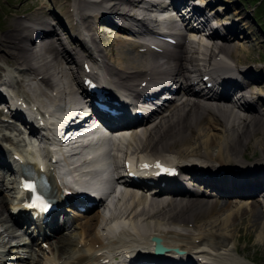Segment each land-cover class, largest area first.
Wrapping results in <instances>:
<instances>
[{
    "label": "bare ground",
    "instance_id": "obj_1",
    "mask_svg": "<svg viewBox=\"0 0 264 264\" xmlns=\"http://www.w3.org/2000/svg\"><path fill=\"white\" fill-rule=\"evenodd\" d=\"M52 1L56 11L45 12L39 2L26 16L10 15L8 29L0 32V72L11 67L25 75L16 82L12 115L30 135L40 132L45 126L23 116L17 100L36 105L41 115L53 116L54 107L62 111L78 104L77 89L85 91L83 83L89 78L119 113L113 122L125 123L121 131L133 133L134 138L125 147H116L119 155H112L114 169L121 167L131 174L117 173L125 189L112 208L105 199L113 191L93 176L96 182L90 177L88 183L101 195L93 200L78 192L82 180L75 178L79 187L68 182L62 186L61 178L48 176L57 210L45 223L43 217L29 221L16 197L0 199V214L9 207L20 209L10 219L19 220V226H26L31 234L45 231L67 212L83 218L76 224L77 236L65 242L63 236L56 237L51 256L39 264H119V260L122 264H258L256 259L262 264L264 155L257 156L256 150L264 152V76L263 67L252 66L257 38L252 45L247 34L238 39L244 33L243 20L226 15V7L207 11L212 0H172L186 29L201 35L195 39L182 32L164 34L176 40L170 44L152 29L151 22L168 23L146 16L149 2ZM118 17L135 21L138 30L120 24ZM111 28L114 48L109 53L95 39ZM0 83L5 85V80L0 78ZM177 87L176 100L168 101L165 93ZM120 94L129 95V100L122 101ZM4 154L0 148L2 178V171L10 173L13 167L7 161L10 154ZM145 164L149 167H142ZM157 164L176 173L159 175ZM136 175L140 181L132 179ZM13 189L21 191L20 186ZM39 235L47 237L45 232ZM156 241L168 249L154 253ZM25 242L16 247H27Z\"/></svg>",
    "mask_w": 264,
    "mask_h": 264
},
{
    "label": "rangeland",
    "instance_id": "obj_2",
    "mask_svg": "<svg viewBox=\"0 0 264 264\" xmlns=\"http://www.w3.org/2000/svg\"><path fill=\"white\" fill-rule=\"evenodd\" d=\"M260 1L261 0H212V3L207 6V11L212 9L214 13L217 7L222 6V8H227L225 12L226 15L228 13L229 16L236 21H239L240 19L243 20L244 24L242 27L244 33H239L240 36L238 39H242V36L247 34L249 43L252 45L253 41L257 38L256 42L258 44H256V47L253 44L255 50L251 54L252 58L255 60L253 61L254 64H252V66L258 65L263 67L264 76V0ZM39 2L44 5L43 10L45 12H52L58 9L57 5H55L52 0H0V32H4L8 29V17L10 15L26 16L38 6ZM198 2H201V0H198ZM222 8H220V10ZM234 11L237 13H234ZM100 29L101 27L97 25L96 30L101 32ZM110 35L112 34L103 32V37L98 35L99 39H95V44L101 47L103 51L109 53L112 48H114L113 44L110 43L112 41V39L109 38ZM238 39L233 38V42L236 43ZM39 42L40 41L37 40L33 46L37 47ZM0 75H2L1 78L6 79L7 77V79L14 82L13 86L4 85L2 87L1 85L0 94H2L3 97L5 96V98H8L12 94L18 93L16 82L17 80L24 78L25 75L17 72L11 67L0 72ZM33 84L37 86L38 83ZM3 103H5L3 99H0V108H4L1 110L2 112L0 114V148L3 149L5 154L8 152L9 148H12L14 145H17L20 148H24L25 146L32 148V146H28L30 136L26 133L25 125L21 124L15 117L13 118L10 115L11 110H6L5 105H1ZM261 108L264 110V105H262ZM12 127H14V129ZM4 135L8 136L10 141L6 140L3 137ZM262 154L264 155V152L258 148L256 150V155L260 156ZM2 172L5 177L2 178V176H0V189H2L0 191V199L2 197L10 199L14 194L13 175L4 170ZM96 207L97 206L90 208L84 213V215L92 213ZM12 209V207L7 208V210L4 209L2 214H0V255H9L10 257L7 260L9 264H39L43 258L51 256V250L57 243L56 237L63 236L61 241L65 242L67 239L77 236L78 228L76 227V224L83 221V218L76 217L72 212L67 217L61 218L58 225L53 227L50 231L48 230L46 238L38 240L32 244L25 243L23 246L27 247H16L17 243H20L21 245L24 241L28 242L29 237L27 234H29V229L24 227L19 228L13 224L10 219V210ZM66 218L68 222H66ZM43 244H46V246ZM12 247H16L17 251H11ZM250 253L252 254L253 252ZM12 256L16 257L11 258ZM238 258L240 261L247 263V260L243 257L239 256ZM256 261L258 264L261 263L258 259H256ZM261 261L262 264H264V258ZM0 264H2V262H0Z\"/></svg>",
    "mask_w": 264,
    "mask_h": 264
},
{
    "label": "snow or ice",
    "instance_id": "obj_3",
    "mask_svg": "<svg viewBox=\"0 0 264 264\" xmlns=\"http://www.w3.org/2000/svg\"><path fill=\"white\" fill-rule=\"evenodd\" d=\"M142 167H149V165L145 164L142 165ZM157 167H162L161 165L157 164ZM164 171H170L169 169H164ZM26 190H30L32 193L36 192V184L27 182L25 181L24 184L22 185ZM28 207H34V208H39L40 211H47L48 210V204L47 202L43 199L41 195H33L32 197V202L27 205Z\"/></svg>",
    "mask_w": 264,
    "mask_h": 264
},
{
    "label": "trees",
    "instance_id": "obj_4",
    "mask_svg": "<svg viewBox=\"0 0 264 264\" xmlns=\"http://www.w3.org/2000/svg\"><path fill=\"white\" fill-rule=\"evenodd\" d=\"M258 1H259V0H258ZM261 1H262V0H261ZM261 1H260V2H261Z\"/></svg>",
    "mask_w": 264,
    "mask_h": 264
}]
</instances>
